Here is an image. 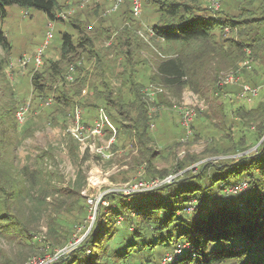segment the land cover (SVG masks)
Wrapping results in <instances>:
<instances>
[{
	"label": "rangeland",
	"instance_id": "rangeland-1",
	"mask_svg": "<svg viewBox=\"0 0 264 264\" xmlns=\"http://www.w3.org/2000/svg\"><path fill=\"white\" fill-rule=\"evenodd\" d=\"M68 1L69 4L73 2L74 7L80 10L77 18L85 22L83 27L91 23L97 28V20L101 19L103 26L110 31L125 19L129 21L131 18V21L136 22L135 34L141 48L137 56L140 63L135 65V76L142 87L152 81L160 82L157 78L153 79L156 77L154 74L156 62L162 58L159 53L173 56L181 50L182 46L179 44L166 43L154 36H147L146 27H151L159 19L156 10V3L159 0H142L143 6L138 17L124 11V5L118 9L121 10L120 12H105L109 7L105 0H85L82 8L77 7L76 0H57V9H59L57 13L66 9ZM180 1L209 10L204 0ZM259 4H261L260 0H243V2L222 0L218 15L227 14L230 18L240 19L249 10L257 11ZM96 5L101 9H97ZM248 6L250 9L247 11L245 7ZM95 8L97 13L94 11ZM212 14L217 15V12ZM67 20H50L40 10L18 5L6 6V15L2 20L1 29L10 48L6 53L0 46V57L5 59L0 74V138L6 144L7 151L11 152L13 159L11 161L17 168L32 170L34 174L40 172L42 175L30 188L32 203L24 206V209L20 206L19 211L17 210V214L23 213V219L28 221L30 231L25 233L20 241L0 234V264H30L41 259H51L47 263L50 264L57 260V257L69 254L76 246L83 244L88 234L95 229L99 217L111 215V208L115 203L110 206L109 203L113 199L107 198L109 194L112 193L118 202L119 193L126 197L134 193L121 191L122 186L141 179L149 182L178 170H183V173L189 171L188 174L193 175L197 173L202 163L209 161L210 164H214L223 158H236L240 152H232L241 146L248 148L242 152H253L264 139V133L259 139H256L257 136L255 137L253 133L260 122L264 123L260 114L246 115L241 119L242 116L237 113L239 107L246 112L263 102L264 89L258 96L245 101L235 97L238 86L226 87L227 96L208 95L207 99L200 98L187 87L181 90L179 96L170 87H166L165 92L156 97L155 104L164 105V108L151 119L154 127L149 128L151 139L147 148L156 155L150 163H147L145 160L147 158H144L145 152H140L134 131H125L112 120L116 116L114 109L110 111L101 100L97 99L96 93L89 85L88 76L93 72L97 57L82 52L68 62L60 64L62 76L52 78L50 75V62L60 59L61 33L69 32L74 38L76 37ZM51 21H53L52 26L49 24ZM222 29H217L214 35L223 38L238 37L236 32L225 34ZM50 33L51 39L44 48L40 63L34 64L32 58L24 67L16 64L18 58L33 55L35 48L41 46ZM104 41L98 43L95 50L100 51L101 57L105 56L108 59L103 64V75L105 79L108 78L110 87L117 91L122 86L120 73L123 71V64L119 55L115 57L114 54L124 53L126 49L120 46L105 48L110 44V40ZM190 48L188 47V52ZM146 57L149 59H145ZM11 63L13 65H10ZM68 63L76 64L72 80L66 78ZM227 70H222L219 75ZM34 72L40 73L44 78L41 81L44 90L41 92L34 90L32 86L31 75ZM240 79L241 82L251 85L264 84L263 71L255 62L251 64L250 70L241 74ZM61 94H67L72 99L70 106L55 102V97ZM49 98H52V101L46 104ZM182 102L195 104L203 102L217 111L221 104L222 111H210L205 108L193 121V133L187 137L186 127L179 122L178 112L173 108L174 104L179 105ZM23 105H27V110L24 112V119L20 122L16 112ZM75 105L82 107L84 116L93 115L88 122L96 116L97 108L102 107L109 121L117 129L115 142L109 143L111 134L109 130L105 131L103 137H89L83 142L73 138L69 128L73 123ZM93 109L96 111L92 113ZM227 148H229L228 152H222ZM160 192L161 189L156 188L145 194L158 195ZM89 199L92 200L91 203ZM29 200L31 202L30 197ZM95 200L98 202L96 206ZM117 219L121 221L123 217ZM114 220V223L111 221L113 225L111 224L109 235L107 234L105 239L100 241L103 242L101 247L108 249V254L112 255L109 258L113 260V249L118 245L119 242L116 241L122 234L120 229L113 226L121 228L129 225L123 221L119 224L118 220ZM173 245L165 248L157 244L152 250L143 249L142 252H134V255L127 254L124 262L172 264L169 262H173L174 257L166 260L163 258L172 256L170 249ZM175 251H179V247Z\"/></svg>",
	"mask_w": 264,
	"mask_h": 264
},
{
	"label": "trees",
	"instance_id": "trees-1",
	"mask_svg": "<svg viewBox=\"0 0 264 264\" xmlns=\"http://www.w3.org/2000/svg\"><path fill=\"white\" fill-rule=\"evenodd\" d=\"M260 2L257 11L245 7V10H249L244 14L246 17L236 19L227 14L219 16L221 10L217 16L210 9L197 8L180 0H159L156 3L159 19L151 26L154 37L182 47L175 55L157 60L154 70L156 77L153 79L157 78L160 82L152 81L150 84L170 87L177 96L187 87L200 98L207 99L208 95L222 97L227 93L228 85H215L217 76L222 70L236 67L245 58H250L251 64L258 63L264 74V0ZM8 5L34 8L44 12L50 20L64 21L56 19L59 10L57 0H0V46L6 53L10 45L1 24ZM123 5L124 11L130 12L128 0L118 9ZM96 7L101 9L99 5ZM76 10L67 20L76 37L69 32L61 33L60 59L50 62V75L52 78L62 76L60 64L82 52L97 57L93 72L88 76L89 85L97 99L110 111L114 109L116 116L112 120L121 129L134 131L140 152H145L144 158L150 163L156 154L147 148L151 139L148 126L150 101L143 92L144 87L150 84L142 87L135 76L141 48L135 34L136 22L131 21V18L129 21L125 19L110 31L103 26L101 19L97 20V28L91 23L83 27L85 22L77 18L80 10ZM94 11L97 13L96 8ZM226 26L229 27L227 33L236 32L238 37L214 35L217 29L222 28L226 34ZM103 40H110L105 48L120 46L126 49L124 53L114 54L115 57L119 55L123 64L120 73L122 86L117 91L110 87L108 78L105 79L103 75V64L108 59L101 57L100 51L95 50V46ZM188 47H191L189 52ZM70 64H74L75 72L76 64ZM251 64L241 74L250 70ZM4 65L5 59L0 57V74ZM43 80L38 72L31 75L34 90H44ZM49 99L52 101V98ZM55 102L70 106L72 99L67 94H61L55 97ZM209 107L210 111H217ZM218 111H222L221 104ZM237 113L242 116L241 119L250 114H260L264 119V101L246 112L239 107ZM202 116H205V112ZM253 133L256 139L261 138L264 133L263 121ZM6 147L0 138V234L20 241L30 228L28 221L23 219V213L17 214V210L20 206L24 209V206L32 203L30 188L42 174L17 168ZM228 149L222 152H228ZM247 149L241 146L232 153ZM188 173L184 171L179 178L158 187L161 189L158 195H148L145 193L149 191H145L134 192L126 197L119 193L117 202L115 196L109 194L107 198L113 199L110 206L115 203L111 208L113 215L99 217L95 229L88 234L83 244L76 246L69 254L57 257L50 264H125L127 254L134 255V252H142L143 249L152 250L157 244L165 248L174 244L170 249L174 257L173 262H170L172 264H264V139L253 152H244L236 158H223L214 164L208 161L202 163L196 174ZM119 217H123L121 221L129 225L121 228L113 226L122 233L116 241L118 245L113 249V260L109 258L112 255L108 254V249L101 247L103 242L100 241L109 235L112 222L114 219L119 221ZM178 247L179 251L176 252Z\"/></svg>",
	"mask_w": 264,
	"mask_h": 264
},
{
	"label": "built area",
	"instance_id": "built-area-1",
	"mask_svg": "<svg viewBox=\"0 0 264 264\" xmlns=\"http://www.w3.org/2000/svg\"><path fill=\"white\" fill-rule=\"evenodd\" d=\"M107 3L106 5L109 6L108 10L105 12L110 13L116 11L118 7L124 3L125 0H105ZM207 4L208 8L211 12H218L221 8L222 0H204ZM68 1V6L65 10L56 13V19L60 18L62 20H67L68 17L75 11L74 3H70ZM77 7L82 8L84 6L85 0H76ZM129 2V10L132 15L138 17L142 10V0H128ZM76 4V3H75ZM50 26L53 25V21L49 22ZM225 32H228L229 27L224 28ZM147 36H154V31L151 27H146ZM142 37L146 38L142 33H140ZM51 39V33L48 37L45 38L43 44L35 48L33 55L23 56L17 59L16 64L19 66H26L28 62L33 58L34 64L40 63L41 56L43 54L44 48L47 43ZM159 53V52H158ZM161 57H165L163 54L159 53ZM251 59L245 58L244 60L238 62V65L234 68H230L229 70L222 72L216 81L217 86H238V91L235 94L236 99L238 100H245L250 101L252 98L259 95L262 89H264V84L262 85H251L245 82H241L240 76L241 72L244 68H250ZM13 65V64H10ZM75 66L74 64H70L67 69L66 78L68 80L73 79ZM144 95L147 97V100L150 101L148 106V117L149 122L148 126L150 129H153L154 125L151 123V119H153L159 112L164 108V105H157L155 104L156 97L159 94H163L165 92V87L160 84H150L143 89ZM228 93H224L223 96H227ZM50 101H46V104ZM207 104L201 102L200 104L195 103H187L182 102L179 105L174 104L173 108L177 110L179 115V122L186 127V135L187 137L191 136L193 131V121L197 117V115L201 114L205 108H207ZM27 110V105L20 106L16 112V117L18 121L22 122L24 119V112ZM106 130L110 131L109 143L115 142V137L117 134L116 127L109 121L108 116L105 110L102 107L97 108L96 116L91 122L84 121L83 119V109L78 105H75L73 111V123L69 128V133L71 136L81 142L88 139L89 137L92 138H100L104 136ZM183 175V170H178L177 172L169 173L163 178H156L152 179L149 182H145V180L141 179L134 183L124 185L120 188L121 191L129 192H145L151 191L158 187H161L165 183H170L175 179L179 178ZM235 190V188L233 189ZM91 203L92 200L89 199ZM97 200L94 201V205H97ZM172 258V256H165L163 260ZM51 259H41L38 262H30V264H47L50 262ZM170 263V262H169ZM162 264H167L166 262H162Z\"/></svg>",
	"mask_w": 264,
	"mask_h": 264
},
{
	"label": "crops",
	"instance_id": "crops-1",
	"mask_svg": "<svg viewBox=\"0 0 264 264\" xmlns=\"http://www.w3.org/2000/svg\"><path fill=\"white\" fill-rule=\"evenodd\" d=\"M95 111H96V109H93L92 113L95 112ZM83 112H84V110H83ZM90 117H93V115L90 114L88 117H86V115L84 116V114H83V119H84V121H89V118H90ZM85 118H86V119H85ZM212 121L214 122V119H212Z\"/></svg>",
	"mask_w": 264,
	"mask_h": 264
},
{
	"label": "water",
	"instance_id": "water-1",
	"mask_svg": "<svg viewBox=\"0 0 264 264\" xmlns=\"http://www.w3.org/2000/svg\"><path fill=\"white\" fill-rule=\"evenodd\" d=\"M242 153H244V152H240V154H242Z\"/></svg>",
	"mask_w": 264,
	"mask_h": 264
},
{
	"label": "clouds",
	"instance_id": "clouds-1",
	"mask_svg": "<svg viewBox=\"0 0 264 264\" xmlns=\"http://www.w3.org/2000/svg\"><path fill=\"white\" fill-rule=\"evenodd\" d=\"M11 64H13V63H11Z\"/></svg>",
	"mask_w": 264,
	"mask_h": 264
}]
</instances>
